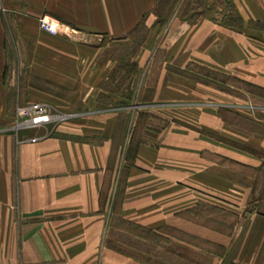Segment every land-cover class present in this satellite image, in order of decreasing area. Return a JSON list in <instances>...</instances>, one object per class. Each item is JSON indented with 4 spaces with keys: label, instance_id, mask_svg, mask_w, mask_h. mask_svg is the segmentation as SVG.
Instances as JSON below:
<instances>
[{
    "label": "crops",
    "instance_id": "0c3cea01",
    "mask_svg": "<svg viewBox=\"0 0 264 264\" xmlns=\"http://www.w3.org/2000/svg\"><path fill=\"white\" fill-rule=\"evenodd\" d=\"M159 2L0 0V264H160L113 236L148 245L143 233L168 229L178 264H192L186 214L209 202L242 218L229 240L203 233L225 250L201 249L200 264H264V108L182 77L195 65L264 88V0H216L192 21ZM145 92L164 104L140 118L130 101ZM32 104L61 120L17 127Z\"/></svg>",
    "mask_w": 264,
    "mask_h": 264
},
{
    "label": "rangeland",
    "instance_id": "374dc122",
    "mask_svg": "<svg viewBox=\"0 0 264 264\" xmlns=\"http://www.w3.org/2000/svg\"><path fill=\"white\" fill-rule=\"evenodd\" d=\"M221 5L223 6L224 12H229V6H227L226 1L221 2ZM216 4V0H160L157 12L160 15L163 11H165L167 8L174 9L177 7V9L183 5L182 9L177 13L180 17H185L187 20H194L199 13L205 10V8H214ZM173 6V7H172ZM180 9V8H179ZM217 19L222 21L224 20V13H218ZM223 15V16H222ZM229 18H227V22H231V14L229 13ZM146 32L147 29H142L139 31L137 36V41H132L130 44H128V55L133 56L137 47V42L141 41L142 39H146ZM130 63V59L128 60ZM146 62V61H145ZM153 68H157L159 65V60L156 59L153 63ZM132 65H128V72L132 69ZM187 74L185 76L186 79H189L193 83H197L200 86H205L212 90L213 92H218L221 95H224V98L227 103H238L240 105H244L247 107H250L251 109H257V107L264 108V88H260L248 83L243 82L242 80H239L235 77L225 76L218 74L210 69L203 68L200 66L193 65L191 68H189L186 72ZM152 79V83L155 80V74L150 76V80ZM115 87H113L114 89ZM129 97H130V93ZM152 92H145L144 98L142 100H135V98L130 101V105H138L142 106L139 109L134 110L137 112V115L142 117L150 116L151 112H147L150 105H161L164 103H153L150 100V95H152ZM186 101H189L185 99ZM198 101V100H196ZM184 102H177V103H169V104H182ZM168 104V103H166ZM144 107V108H143ZM152 108V107H151ZM161 109L154 107L155 110ZM172 109V108H171ZM153 110V111H154ZM155 110V111H156ZM173 110V109H172ZM152 111V110H151ZM161 111V110H158ZM253 114V111L250 110ZM162 112V111H161ZM227 109H220L219 115L223 118H225L227 121H235L238 122L239 125H245L247 121L245 120H237L234 119L232 114ZM152 116V115H151ZM147 121H145L144 124H146ZM148 126H152L153 128H162L164 126V121H150ZM252 206L249 205L245 212H249L250 208ZM234 209L230 207L229 205H225L222 203H213L209 202L207 204H199L197 207L193 210H191L188 214H186L187 218H190L193 223V234L189 237L181 236V238H185L186 240L191 241L192 244V264H200L202 258V250H206L208 252L212 253H220L223 254L225 248L218 246L217 244L211 242V240H206L205 234L207 233L208 237L215 238V233L218 232L219 234L223 235L225 239L229 240L232 238V236L235 233V228L237 229V226L241 222V216L236 215L234 213ZM244 216V214L242 215ZM129 231H136L135 229L128 226ZM201 231V235H200ZM164 235H160L158 237L148 235L147 233H143L144 239H148L149 243L146 244H139L136 242L135 238L128 237L126 241H124V238L121 236H113V242H119V240H122L123 242L127 243L129 247L131 248V251L134 250L136 246H139L140 249L145 250L147 254L150 255L151 248L154 249V255L158 258H160V264H178L180 263L177 256V246L176 248L174 245H169L171 243V240L166 236H177V230L168 229L164 231ZM203 233H205L203 235ZM153 244L154 246H151ZM132 253V252H131ZM133 253H135L133 251ZM175 255V256H174ZM150 258V257H149Z\"/></svg>",
    "mask_w": 264,
    "mask_h": 264
},
{
    "label": "built area",
    "instance_id": "2783aa9c",
    "mask_svg": "<svg viewBox=\"0 0 264 264\" xmlns=\"http://www.w3.org/2000/svg\"><path fill=\"white\" fill-rule=\"evenodd\" d=\"M38 23L41 31L50 35L58 33L57 22L54 19L42 16ZM59 120H61V117L53 115L45 105L32 104L17 109L16 126L19 128H35ZM32 141H36V139H32Z\"/></svg>",
    "mask_w": 264,
    "mask_h": 264
}]
</instances>
